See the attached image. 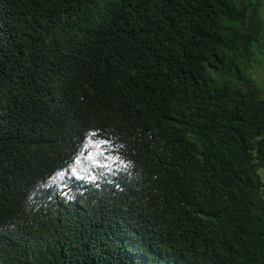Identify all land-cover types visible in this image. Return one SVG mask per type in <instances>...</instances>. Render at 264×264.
Returning <instances> with one entry per match:
<instances>
[{
	"label": "trees",
	"instance_id": "trees-1",
	"mask_svg": "<svg viewBox=\"0 0 264 264\" xmlns=\"http://www.w3.org/2000/svg\"><path fill=\"white\" fill-rule=\"evenodd\" d=\"M0 264H264V0H0Z\"/></svg>",
	"mask_w": 264,
	"mask_h": 264
}]
</instances>
